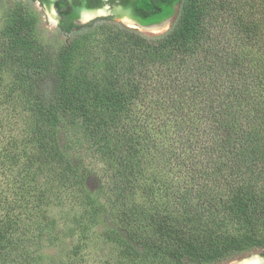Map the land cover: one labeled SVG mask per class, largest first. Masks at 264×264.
<instances>
[{
    "label": "trees",
    "instance_id": "obj_1",
    "mask_svg": "<svg viewBox=\"0 0 264 264\" xmlns=\"http://www.w3.org/2000/svg\"><path fill=\"white\" fill-rule=\"evenodd\" d=\"M120 3L143 25L176 17L157 35L113 15L77 25L57 0L67 37L56 52L17 9L1 33L0 64L27 113L0 186V264L53 262L57 206L101 226L114 264L264 253V0ZM217 9L226 22L240 13L226 30ZM98 31V65L77 70ZM85 261L75 244L54 264Z\"/></svg>",
    "mask_w": 264,
    "mask_h": 264
},
{
    "label": "rangeland",
    "instance_id": "obj_2",
    "mask_svg": "<svg viewBox=\"0 0 264 264\" xmlns=\"http://www.w3.org/2000/svg\"><path fill=\"white\" fill-rule=\"evenodd\" d=\"M243 1L237 0V2ZM16 9L24 14V17L33 28L37 39L49 49H52L53 52H56L58 48L65 44L67 36L60 30L61 19L55 13L54 8L43 5L35 0H0V43L2 40L1 33L5 30L10 20L11 12ZM239 13L235 12L233 17L226 22L222 16V14L226 15L223 9H217L214 12V22L218 27L227 30L229 29L230 21L234 17H237ZM175 17L176 15L170 17L167 26L158 28L157 30L140 28L133 24L130 25L125 20H120V18H115V20L125 26L136 28L145 34L157 35L166 32L173 24ZM90 21L92 20L78 21L77 25ZM235 29L238 30V28ZM236 30L233 33L237 32ZM103 39V32L98 31L94 34L91 42L82 49L74 63V68L79 70L83 62H88L90 66L98 65V59L95 55H97L100 41ZM26 113L27 108L17 94L13 83V76L6 67L0 64V186H5L7 167L10 164L14 165L16 161L19 162L17 157L11 158V156H16L17 151H19L18 157L21 154V142L26 130ZM19 168L20 164L17 166L16 172H19ZM53 213L59 219L61 228L57 233L59 239L56 240V246L50 248L52 256H54L53 262L50 264H54L55 261H60L61 259H66L67 253L75 244H80L83 247L86 260L84 264H104L105 260H109L111 264L116 262L117 255L112 245L106 243L103 236H101V226L85 222L81 211H70L68 208L61 209V207L57 206L53 208ZM80 220H84V222L81 224ZM85 242L89 243V247H85ZM260 253H262V250L256 249L246 253L244 256ZM56 264L60 263L57 262ZM160 264L164 263L161 262Z\"/></svg>",
    "mask_w": 264,
    "mask_h": 264
},
{
    "label": "flooded vegetation",
    "instance_id": "obj_3",
    "mask_svg": "<svg viewBox=\"0 0 264 264\" xmlns=\"http://www.w3.org/2000/svg\"><path fill=\"white\" fill-rule=\"evenodd\" d=\"M43 5L52 6L55 10V13L60 17L61 22L63 20L60 10L56 6L57 0H48L49 3L44 2L42 0H35ZM69 4L73 5V10L76 11L77 16L74 18L76 23L78 21H82L84 18H88V20H94L100 17H106L113 15L115 18H121L125 15H129L134 18L132 15V11L130 8L123 6L120 2L121 0H116L114 4H111L109 0H68ZM108 7V8H106ZM104 11L103 14L98 15L99 11ZM106 10L108 13L106 14ZM93 14H96L93 16ZM135 19V18H134ZM137 20V19H136ZM60 22V24H61ZM254 259V263L252 264H264V253L260 254H251L244 257L235 258L225 264H241L246 260Z\"/></svg>",
    "mask_w": 264,
    "mask_h": 264
},
{
    "label": "water",
    "instance_id": "obj_4",
    "mask_svg": "<svg viewBox=\"0 0 264 264\" xmlns=\"http://www.w3.org/2000/svg\"><path fill=\"white\" fill-rule=\"evenodd\" d=\"M108 8V7H106ZM104 11L100 10L98 13V15H101L103 14ZM108 13V11L106 10V14ZM96 14H93V16H95ZM170 18L168 19H165L164 21L160 22V23H155V24H161V23H164V22H167ZM88 19L84 18L82 21H87ZM120 20H129L131 22H133V25L137 26V27H144V26H148V25H143L141 24L138 20L130 17L129 15H125L124 17H121ZM149 25H153V24H149Z\"/></svg>",
    "mask_w": 264,
    "mask_h": 264
},
{
    "label": "bare ground",
    "instance_id": "obj_5",
    "mask_svg": "<svg viewBox=\"0 0 264 264\" xmlns=\"http://www.w3.org/2000/svg\"><path fill=\"white\" fill-rule=\"evenodd\" d=\"M86 19H88V18H86ZM125 22H127L130 25L133 24V22H131L129 20H125ZM167 24H168V21L167 22H164V23H161V24H153V25H148V26H144V27H140V28H145V29L148 28V29H151V30H157L158 28L166 27ZM254 261H255L254 259H250V260H246V261L242 262L241 264H252V263H254Z\"/></svg>",
    "mask_w": 264,
    "mask_h": 264
}]
</instances>
